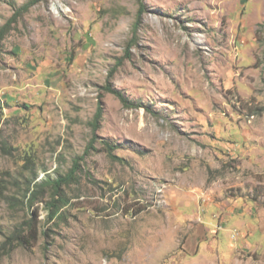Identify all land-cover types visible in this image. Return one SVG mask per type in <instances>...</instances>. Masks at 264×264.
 Segmentation results:
<instances>
[{
  "label": "rangeland",
  "instance_id": "obj_1",
  "mask_svg": "<svg viewBox=\"0 0 264 264\" xmlns=\"http://www.w3.org/2000/svg\"><path fill=\"white\" fill-rule=\"evenodd\" d=\"M2 28L0 264H264V0H0Z\"/></svg>",
  "mask_w": 264,
  "mask_h": 264
},
{
  "label": "trees",
  "instance_id": "obj_2",
  "mask_svg": "<svg viewBox=\"0 0 264 264\" xmlns=\"http://www.w3.org/2000/svg\"><path fill=\"white\" fill-rule=\"evenodd\" d=\"M37 1H31L29 2L26 6H25V9L34 5ZM142 13V11L139 9L138 11V15H137V20L133 26V30H132V35L134 36L135 34V30H136V27L138 25V21H139V16L140 14ZM10 23V22H8ZM4 37V28L0 29V40H2V38ZM130 46V45H129ZM103 90L107 93H110L111 95H113L114 97H116L118 99V101L125 107V108H129V107H132V104L130 102H128V100L120 93L118 92L117 90H115L114 88L111 87V85L109 84H105L104 87H103ZM100 116V109L97 110V113L95 115V119H98V117ZM95 129V125L93 127ZM109 152L112 151V148L111 146H109L108 144H106L105 146ZM78 171V163L76 160H74L72 162V167L70 169V172L68 174H66L64 177H59L58 179L54 180L52 183H51V186L54 190V192L57 194V192L59 191L60 187L62 185H68L70 183H74L75 182V173ZM34 192H36V190H34ZM55 194V195H56ZM30 204H31V200H30ZM58 204V201H52L48 204V211L50 213V215H52L53 217H55L57 214H58V209H59V206L57 205ZM50 215L46 214V217L45 218V222L50 220L51 217ZM32 216L34 218V223L31 225V224H28V228H29V234L28 236L21 233V231H15L13 232V234L9 237L10 239H12V242L13 243H17V244H26L28 243L27 240L30 239L33 240V241H36L37 239V233H38V210L36 209L34 212H32Z\"/></svg>",
  "mask_w": 264,
  "mask_h": 264
}]
</instances>
